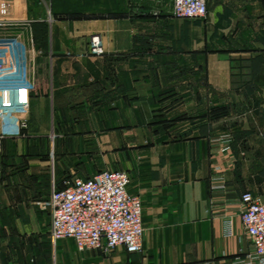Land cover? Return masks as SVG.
I'll return each instance as SVG.
<instances>
[{"label":"crops","instance_id":"1","mask_svg":"<svg viewBox=\"0 0 264 264\" xmlns=\"http://www.w3.org/2000/svg\"><path fill=\"white\" fill-rule=\"evenodd\" d=\"M32 5L0 0L25 23L33 83L0 92V264H242L239 199L264 197V0H211L192 19L173 0ZM103 169L127 171L142 200V253L51 240L53 185Z\"/></svg>","mask_w":264,"mask_h":264},{"label":"built area","instance_id":"2","mask_svg":"<svg viewBox=\"0 0 264 264\" xmlns=\"http://www.w3.org/2000/svg\"><path fill=\"white\" fill-rule=\"evenodd\" d=\"M210 1L173 0L174 16L206 18ZM24 24L20 19L0 18V92L33 87L28 77V48L16 31ZM91 51L95 54L104 52L99 35L92 36ZM216 140L219 150L226 151L230 149L234 135L226 133ZM2 141L3 135H0V151ZM223 179V175L214 176L213 187H223L216 183ZM130 182V175L125 170L103 169L92 177L66 179L63 189L53 185L44 204L50 211L53 244L63 238H73L81 250L111 251L124 247L130 253L144 252L143 203L139 195L129 192ZM239 201L243 229L252 241L251 252L242 264H264V197L246 191ZM224 231L227 235L233 234L232 218L225 217Z\"/></svg>","mask_w":264,"mask_h":264},{"label":"rangeland","instance_id":"3","mask_svg":"<svg viewBox=\"0 0 264 264\" xmlns=\"http://www.w3.org/2000/svg\"><path fill=\"white\" fill-rule=\"evenodd\" d=\"M29 2L31 3V4H33L32 6H34V8H36V9H40V7H42L43 5H44V3H46V0H29ZM7 5H8V7H10V5L8 4V2H7V4H6V6H5V9L7 8V10L8 11H10L9 9H8V7H7ZM11 9V8H10ZM7 13H11V12H7ZM5 15V14H4ZM4 15H1L2 17H7V18H10L11 16H10V14L7 16H4Z\"/></svg>","mask_w":264,"mask_h":264}]
</instances>
